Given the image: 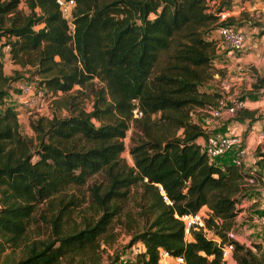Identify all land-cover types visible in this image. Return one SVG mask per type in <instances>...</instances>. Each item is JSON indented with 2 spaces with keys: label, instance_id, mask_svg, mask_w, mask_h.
I'll return each mask as SVG.
<instances>
[{
  "label": "trees",
  "instance_id": "obj_1",
  "mask_svg": "<svg viewBox=\"0 0 264 264\" xmlns=\"http://www.w3.org/2000/svg\"><path fill=\"white\" fill-rule=\"evenodd\" d=\"M25 1L29 12L22 16L20 0H0V255L8 247L23 252L3 264H100L101 237L108 240L112 219L137 183L148 224L132 234L128 245L142 248L128 264H158L159 248L183 256L181 264H221L216 241L194 228L188 239L175 216L207 205L205 225L224 240L240 182L252 169L214 163L197 142L208 131L190 109L220 96L199 88L212 75L215 50L206 35L218 16L207 11V0H74L70 21L56 0ZM4 44L15 61L35 66V82L49 96L76 84H102L91 110L32 119L36 150L6 98L12 78L4 70ZM254 87L264 88V76ZM132 121L140 134L129 166L120 153ZM255 154L264 164V143ZM91 178L90 200L80 208L79 196L67 190ZM43 201L51 207L43 218L52 232L38 238L32 221ZM74 212L81 222L74 218L67 229ZM234 258L235 264H264L238 241Z\"/></svg>",
  "mask_w": 264,
  "mask_h": 264
},
{
  "label": "rangeland",
  "instance_id": "obj_2",
  "mask_svg": "<svg viewBox=\"0 0 264 264\" xmlns=\"http://www.w3.org/2000/svg\"><path fill=\"white\" fill-rule=\"evenodd\" d=\"M224 1L225 0H214L211 2V0H209L207 2L210 10L209 12L217 10L218 6L222 5L224 10L227 12L226 22L233 25L237 29L257 25L261 22L264 23V9H262L264 8V0H231L229 3ZM253 6L255 9H253ZM18 10L19 14L22 16L29 12V8L25 0L19 2ZM68 19L70 21V17H68ZM40 26L41 23L35 25L34 27L38 28ZM206 36L213 40L215 46L214 53L210 59V71L212 75L199 88H207L218 91L221 89L220 86L227 84V82L223 84L221 83L220 85V81L222 82L226 74L221 72V67H218L217 65L221 64L220 56L223 53H226L229 49L226 48L224 42H222L216 32V23L208 30ZM238 52L239 51L235 53ZM2 60L5 72L12 78L9 82V89L6 98L16 107L17 97L15 92L18 90L17 85L22 81L36 80L40 76L32 73L35 70V66L29 62L26 64L17 62L5 52H2ZM101 85L102 84L99 81H95L94 84L88 82L83 86L76 84L70 91H68L67 94L62 91H58L56 94L51 96L43 92L45 95L46 106L39 112H29L27 109H20L16 107L18 111L19 128L21 132L30 140L32 150H36L37 145L36 132L30 123L32 119H35L40 115L45 116L46 118H50L53 114L57 116H65L80 108L85 111H89L92 109L93 103L96 102L97 90ZM222 94L231 98H242L236 95L233 96L230 92L224 91L220 93V95ZM190 115L193 120L201 124L205 131H222V117L212 118L207 112L201 110L200 108L198 109V107L191 108ZM94 122L98 124V121L94 120ZM139 134L140 132L137 131L135 122L132 121L126 129L125 136L122 138L123 150L121 151L120 156L129 166L134 165V160L130 152V146L135 140H138ZM240 137L243 142L245 134L242 133ZM261 141V144H263L264 140ZM246 151L247 153L244 162L245 168H249L251 166L254 169L257 174V182L254 185H248L244 182V179L241 180L240 189L235 195V208L237 214L234 221L231 222V226L229 228H233L236 231L239 239L238 242L249 248L257 259L263 260L264 223L261 222V220L264 218V206L261 201L264 194V164L257 163L259 157L255 154V149L252 150L246 148ZM36 157L37 156L35 155L34 159ZM213 162L215 163L216 160ZM93 179L94 178L89 179L82 187H70L67 190L68 194L74 192L79 196L81 202L79 206L80 208L87 204L90 200L89 185ZM99 181H101L100 176H98V182ZM100 185L104 188L105 183H101ZM144 202V198L141 196V184L137 183L131 185L127 198L122 201V212L115 216L110 223L108 228L109 231L106 237L108 240L103 238L105 235L101 237L102 239L99 247V254L101 256L100 264H106L111 260H115V258L118 259L117 263L121 264H128L131 260L134 262V256L142 248V245L140 243H135L129 246L128 244L132 234L137 232V230H141L148 224L147 215L144 211ZM50 212L51 207L48 201H43L36 205L32 221V235L34 234L38 238L49 236L52 232V227L50 222H46L44 220L43 216L45 215L48 217ZM74 218L77 225L80 224L81 217L78 213L74 212L70 219L67 220V229H69L74 222ZM213 234L214 231L211 229L207 232V236H212ZM22 254L23 252L19 248L11 250V248L8 247L0 255V262L1 264L5 261L10 262L13 259L21 257Z\"/></svg>",
  "mask_w": 264,
  "mask_h": 264
},
{
  "label": "built area",
  "instance_id": "obj_3",
  "mask_svg": "<svg viewBox=\"0 0 264 264\" xmlns=\"http://www.w3.org/2000/svg\"><path fill=\"white\" fill-rule=\"evenodd\" d=\"M56 1L63 16L66 18L71 17V10L75 1ZM213 1L214 0H211V2ZM207 11H210L208 5ZM212 12H215L218 16L216 32L222 42H224L226 48L232 53L240 51L246 40L245 33L226 22L227 12L224 9H217ZM8 50L9 44H4L2 51L9 54ZM17 88L18 90L15 92L17 97V108L27 109L29 112H39L46 106L45 92L37 86L35 80L22 81L17 85ZM245 106L246 102L244 98H231L222 94L218 96L213 103L200 107V109L207 112L212 118H219L224 114H234ZM133 113L134 116H139L141 114L138 108H134ZM257 135L259 139L264 140V129L259 130ZM242 143V139L238 134H227L220 130H212L207 132L200 144L202 150L207 154L210 161H226L243 165V167H245L244 162L247 151ZM244 182L248 185L256 184L257 176L253 168L248 170V174L244 177ZM261 203L264 206V194ZM210 214L211 210L209 207L203 205L195 212L184 213L181 215L175 214V216L183 222L186 237L190 236V231L193 228L198 230L201 229L207 236V232H209L210 229L205 225V218L209 217ZM261 222L264 223V218H262ZM207 237L212 238L220 246L221 264H235L234 249L235 243L239 241V239L233 228L226 231V238L224 240L215 234ZM183 261V256L173 255L164 248H159L158 264H181Z\"/></svg>",
  "mask_w": 264,
  "mask_h": 264
},
{
  "label": "crops",
  "instance_id": "obj_4",
  "mask_svg": "<svg viewBox=\"0 0 264 264\" xmlns=\"http://www.w3.org/2000/svg\"><path fill=\"white\" fill-rule=\"evenodd\" d=\"M240 30L246 35L242 50L235 54L228 50L220 56L221 64L217 66L226 74L220 85L225 82L227 84L221 85L218 92L240 96L245 99L246 106L234 114H224L221 129L227 134L241 136L244 133L243 145L254 150L262 142L257 132L264 129V88L254 87L256 79L264 76V23L242 27ZM202 140L203 136H200L197 142L201 143Z\"/></svg>",
  "mask_w": 264,
  "mask_h": 264
}]
</instances>
